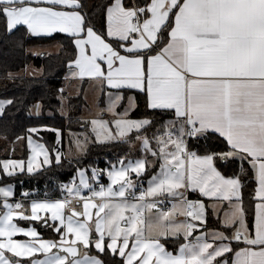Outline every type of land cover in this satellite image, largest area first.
Segmentation results:
<instances>
[{"label":"snow or ice","instance_id":"snow-or-ice-1","mask_svg":"<svg viewBox=\"0 0 264 264\" xmlns=\"http://www.w3.org/2000/svg\"><path fill=\"white\" fill-rule=\"evenodd\" d=\"M0 26V39L19 47L63 34L66 79L98 86L97 114L80 121L85 132L69 142V163L73 147L86 156L92 144L136 145L142 154L92 168L90 178L77 167L54 201L26 207L10 202L12 186L0 187V264H105L100 255L114 264H264V0H0ZM129 92L144 101L136 119L134 96L123 104ZM21 108L39 118L43 104L0 100V120ZM41 131L63 145L59 129L27 127L12 151L26 143L28 160L0 161L4 176L33 175L53 159L62 165L60 148L34 143ZM230 166L239 172L226 176L221 169ZM104 175L108 184L97 189L92 182ZM243 178L255 181L250 210ZM166 202L169 210L160 207ZM209 207L219 225L211 231ZM15 221L50 227L59 239ZM169 238L175 254L161 242Z\"/></svg>","mask_w":264,"mask_h":264},{"label":"trees","instance_id":"trees-1","mask_svg":"<svg viewBox=\"0 0 264 264\" xmlns=\"http://www.w3.org/2000/svg\"><path fill=\"white\" fill-rule=\"evenodd\" d=\"M87 2L98 3L99 0H87ZM0 33H2V26H0ZM54 43L60 46L56 54L44 53L43 56H40L38 53L30 50ZM67 48L68 42L64 39V35L61 34L47 38L33 37L25 40L22 47L0 39V100L16 98L19 101L23 99L28 106L40 100L43 104V110L39 118L35 116L29 118L26 108H21L20 111L13 109L12 112L7 114L5 119L0 120V150L2 149L1 139H5V135L7 136V140L11 142L5 141L4 145L10 149L12 141L15 140L17 135L24 134L27 127L59 129L63 139L69 132L85 131L79 120L83 106L81 95L78 97H68L64 91L63 95L67 101L68 115L67 117H62L59 114V90L65 89L66 76L68 75L67 68L65 67ZM30 65L41 71L38 77L27 76L25 74L26 67ZM6 72L17 74L20 78L15 81L6 80L3 78ZM135 99L139 105V112L132 113L133 119L139 118V115L145 111L144 101L139 94H135ZM34 137L43 140L50 150H52V146L56 143L55 132L41 131L39 135ZM126 150V145L93 144L89 147L86 156L72 160V163L63 160L62 165L57 166L52 162L51 166L45 167L33 175L18 173L13 177L3 176L0 179V187L12 186L15 199L22 198L21 193L23 192L30 194L27 200L47 199L54 201L61 199L60 187L71 181L77 167L87 169V174L90 175L92 168L105 169L109 167V162H115L118 157L124 156ZM2 158L0 156V159ZM221 170L226 176H232L234 172H239L238 167L233 169L231 166ZM149 175L150 172L144 178H147ZM243 179L245 182L243 190L244 207L246 210H250L254 203L251 197L255 182L249 178ZM218 226L216 221L211 217L208 218L209 228ZM44 231L46 232V230L42 232ZM172 241L175 243L174 245H171ZM163 244L170 250H175L178 245L174 240H165ZM93 255L98 254L93 252ZM99 258L105 264H114L111 255H100Z\"/></svg>","mask_w":264,"mask_h":264},{"label":"rangeland","instance_id":"rangeland-1","mask_svg":"<svg viewBox=\"0 0 264 264\" xmlns=\"http://www.w3.org/2000/svg\"><path fill=\"white\" fill-rule=\"evenodd\" d=\"M59 49H60V46L58 44H56V43L51 44V45L45 47V51L47 52V54H56V53H58ZM30 50L38 53L39 55L44 54V53H39L38 52V51H41L40 48H34V49H30ZM25 74L27 76H35V77H38L41 74V71L35 69L32 65H30V66H27L26 67ZM83 88H84L83 85H81L80 83L72 82L70 84H67L66 87H65V89H64L65 93L68 94V97H78L81 94V98H82V101H83V106L81 108V114H80V118H79L80 121L82 119H85V118H90L89 117V113H91L92 115H96L97 114V111L98 110L95 107V103H96L97 99L100 98V92L98 90V86H97V90L96 91L91 90L93 88V86L90 83L87 86V88L84 89V91H81ZM127 96H133V95L127 93L126 98L123 101V104H124L125 107H127V105H128ZM134 98H135V96H134ZM65 104H66V107L64 109L63 114L61 113V110H59V114L62 117H67V115H68L66 97H65ZM103 106H104L103 105V102L101 101V107H103ZM119 111L123 112L124 111V108L123 107L120 108ZM132 113H131V115H132ZM105 118L106 119H111V117L107 113L105 114ZM84 132L85 131H81V132H69L68 135L66 137H64V139H63V145L61 146V145H58V144L54 143V145L52 146V150L53 149H56V148H60L61 151H62V153L64 154V157H65L63 160L69 161V157H68L69 142L71 140L75 139V137L77 135H79L81 133H84ZM33 139H34V143H42V144L45 145L46 149L50 150L49 147H48V145L43 140L36 139L35 137H33ZM5 141H7L8 143L11 142V141H8L7 139H3V138L1 139L2 149L0 150V156H2L3 158L0 159V161H4V160H8V159H13V160H24L25 163H26L27 160H28V156L30 154L29 151H28V148H27L26 143L21 144V143L17 142L15 144V151L13 152L12 151L13 145L10 147V149H8L4 145V142ZM126 146H127V150H126V154L124 156L127 159L135 160V159L141 158V155L142 154L139 152L138 146H136V145H133V146L126 145ZM52 155L54 157L55 153L53 152ZM82 157H84V156H79L76 153L75 148L73 147L72 148L71 160H77V159H80ZM149 159H151V157H149ZM42 161H43V156L41 155L39 157L38 163H42ZM52 162L55 163V160L53 159ZM45 167H48V166H42L39 170H42ZM35 172H37V171L34 170V173ZM149 172H150V175L147 178L142 177V183H143V185H144L145 188L147 187V181L150 178L153 170L152 169H149ZM24 173L27 174L26 171ZM3 176L4 175L2 174V170H0V179H2ZM88 176L90 178L91 173ZM76 182L79 183L78 178H77ZM92 183H93L94 187H96L98 189L100 185H107L108 184V178H107L106 175H104V176H101L100 177L99 184H96L95 182H92ZM4 187H7V186H4ZM137 191H139V188L137 189ZM87 194L88 193H86V192L84 193V195H87ZM18 199H19L18 201H20V202L23 201V203H27L29 201V200L25 199L24 197L18 198ZM10 202H15V201H13V198H12ZM29 202H31V200ZM1 203H2V201H1ZM170 208H171V206H170ZM176 216H179V214L177 213ZM179 217H181V216H179ZM182 219H183V217H181V220ZM25 224H26V222H25ZM48 232L51 234V230H48ZM51 237L54 239V233L52 234ZM57 239H59V237H57ZM162 241H163V239L161 240V242ZM80 251L83 254L85 250L83 248H81ZM93 252H95V249L94 248H92V250H91V253L92 254H93Z\"/></svg>","mask_w":264,"mask_h":264},{"label":"crops","instance_id":"crops-1","mask_svg":"<svg viewBox=\"0 0 264 264\" xmlns=\"http://www.w3.org/2000/svg\"><path fill=\"white\" fill-rule=\"evenodd\" d=\"M56 34H61V33H54L53 35H56ZM61 35H63V34H61ZM37 38H40V37H37ZM42 38H47V37H44V36H42ZM51 45V44H50ZM47 46H49V45H45V46H42V47H40V49H41V51H38L39 53H46L47 54V52L45 51V47H47ZM72 82H76V83H80L81 85H83V89L81 90V91H84V89L85 88H87V86L89 85V83L87 82V81H84V82H81V81H78V80H73V79H71V78H67L66 79V84H65V87H66V85L67 84H70V83H72ZM91 90H93V88L91 89ZM129 94H131V95H133V96H135V94L134 93H131V92H129ZM66 95L68 96V94L66 93ZM81 95V94H80ZM255 182V181H254ZM4 187V186H3ZM254 189H255V187H254ZM253 193H254V191H253ZM188 198L189 199H191V200H197V199H199V197H198V194H193V193H189L188 194ZM19 199L17 198V199H15L14 197H13V201H18ZM30 201V200H29ZM28 201V202H29ZM32 201V200H31ZM38 201H42V200H38ZM24 203L25 204V206L27 207L31 202H29V203ZM205 203H208V201L205 199V201H204ZM0 203H1V201H0ZM22 203H23V201H22ZM170 203V206H171V202H169ZM160 207H161V205H160ZM162 208V207H161ZM208 218L209 217H211L214 221H216V218H215V216L214 215H212L211 213H212V209H211V207H209V209H208ZM176 219H178V220H181V217H179V216H176ZM17 224H18V226H20V227H23V228H28V227H35V229L38 231V233L40 234V236H41V238H43V239H45V240H52L53 238L51 237L52 236V234L54 233V239H57V236H56V234H55V232H53L52 231V229L50 228V227H45V228H41L40 227V224H37L36 222H28V221H15ZM25 222H26V224H25ZM49 223H51V221H49ZM219 227V226H218ZM212 228H217V227H212ZM212 228H209L208 227V229H209V231H211V229ZM43 230H46V232L44 231V232H42ZM48 230H51V234L48 232ZM50 237V238H49ZM56 237V238H55ZM14 239H16V240H18V241H20V242H28V239L29 238H27V237H24V236H18V237H15ZM168 240H172L171 238H169ZM163 241H165V240H163ZM163 241H162V243H163ZM172 244L171 245H174L175 243H173V241L171 242ZM165 246V245H164ZM177 247H178V245H177ZM165 248H166V246H165ZM168 251H170V252H173L174 254H175V250H170V249H168V248H166ZM96 252V251H95ZM90 255H93L92 253H91V251H90V253H89Z\"/></svg>","mask_w":264,"mask_h":264},{"label":"built area","instance_id":"built-area-1","mask_svg":"<svg viewBox=\"0 0 264 264\" xmlns=\"http://www.w3.org/2000/svg\"><path fill=\"white\" fill-rule=\"evenodd\" d=\"M161 207L163 210H169L170 209V203L169 202L163 203V204H161Z\"/></svg>","mask_w":264,"mask_h":264},{"label":"water","instance_id":"water-1","mask_svg":"<svg viewBox=\"0 0 264 264\" xmlns=\"http://www.w3.org/2000/svg\"><path fill=\"white\" fill-rule=\"evenodd\" d=\"M40 56H43V54H41ZM40 227H41V228H45V227H42L41 225H40Z\"/></svg>","mask_w":264,"mask_h":264}]
</instances>
